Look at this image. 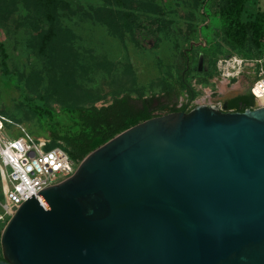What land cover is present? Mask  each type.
Masks as SVG:
<instances>
[{
	"label": "water",
	"instance_id": "water-1",
	"mask_svg": "<svg viewBox=\"0 0 264 264\" xmlns=\"http://www.w3.org/2000/svg\"><path fill=\"white\" fill-rule=\"evenodd\" d=\"M0 264H264V106L141 121L30 196Z\"/></svg>",
	"mask_w": 264,
	"mask_h": 264
},
{
	"label": "rangeland",
	"instance_id": "rangeland-1",
	"mask_svg": "<svg viewBox=\"0 0 264 264\" xmlns=\"http://www.w3.org/2000/svg\"><path fill=\"white\" fill-rule=\"evenodd\" d=\"M64 1L69 7L61 5L59 23L70 38L63 43L67 51L64 48L60 57L61 49L55 51L56 56L49 48L45 54L38 52L37 34L48 29L49 23L32 5L23 0H0V42L14 72L6 80L0 64V114L33 135L47 130L23 105H32L24 94L33 101L44 100L55 113L63 103L102 106L126 93L154 96V106H179L185 97H176L177 90L183 91L176 78L183 75L188 88L194 81L209 88L214 76L208 74L214 75L215 60L237 54L219 19L225 0H156L161 10L136 20L134 40L129 33L123 39L111 35L89 17V7L103 6L105 0ZM257 11H264V0H247L242 18L248 21ZM247 43L251 45L250 38ZM251 51L254 57H264V45L259 50L251 47ZM15 72L26 82L24 94ZM231 83H217L220 99L244 89L246 79ZM192 91L194 101H200L203 90ZM134 103L137 108L142 106L140 100ZM16 116L23 120H14ZM2 134L17 136L19 130L6 124ZM2 185L0 179V189Z\"/></svg>",
	"mask_w": 264,
	"mask_h": 264
},
{
	"label": "trees",
	"instance_id": "trees-1",
	"mask_svg": "<svg viewBox=\"0 0 264 264\" xmlns=\"http://www.w3.org/2000/svg\"><path fill=\"white\" fill-rule=\"evenodd\" d=\"M27 5L34 7V11L43 17L49 23L48 29L37 34V49L41 54H45L48 48L54 51L58 49L60 53L57 56H63L67 51L66 45L70 38V33L67 29H63L59 23V9L61 5L69 7V4L64 0H23ZM247 0H225V6L220 11V21L225 27L226 36L229 44L234 49L235 53L252 58L254 54L251 47L259 50L264 45V11H257L251 16V19L245 21L242 16L244 6ZM115 6V7H114ZM89 17L95 22L104 26L108 33L120 39H123L125 33H129L134 40L137 19L141 15H149L161 10L156 0H105L103 6H90ZM87 13V12H86ZM250 38L251 45L247 43ZM64 48L66 49L64 51ZM8 54L2 42H0V64L2 67L1 75L6 80L11 79V72L7 64ZM216 62V60H215ZM215 62L213 65V73L209 76L216 75ZM16 73V72H15ZM18 80L21 76L16 73ZM175 82L179 83L183 89L187 87L183 75L176 78ZM23 94L26 87V82L22 81ZM174 85V84H173ZM192 97L194 92L189 89ZM32 105H25L32 114L37 117L41 125H45L46 132H42L36 137H46L50 140L49 146H59L65 150L70 158L80 162L88 153L102 145L116 134L123 130L154 116L173 111H189V102L181 106H160L153 105L156 98L151 96L146 98L142 95L132 96L129 93L113 98L108 105L96 106L80 105L74 103H63L59 109V113H55L53 109L44 101L26 97ZM142 101V106L137 108L135 101ZM40 102V104H37ZM253 107V98L251 96H240L232 99L229 104V109L243 111L246 108ZM164 110L161 113H156V110ZM192 109V108H191ZM17 118V119H16ZM13 119H22L20 116ZM32 134V133H30ZM33 135V134H32ZM2 226V225H0ZM1 257V249H0Z\"/></svg>",
	"mask_w": 264,
	"mask_h": 264
},
{
	"label": "built area",
	"instance_id": "built-area-1",
	"mask_svg": "<svg viewBox=\"0 0 264 264\" xmlns=\"http://www.w3.org/2000/svg\"><path fill=\"white\" fill-rule=\"evenodd\" d=\"M215 69L212 86L203 89L200 101L190 100L189 109L200 104L222 107L215 82L232 84L240 78L250 82L253 107L264 106V57L228 54L216 59ZM6 124H14L19 134H2ZM49 143L46 137H36L0 114V179L3 182L0 189V225L5 224L15 208L30 196L68 178L76 170L79 162L72 160L61 147H50Z\"/></svg>",
	"mask_w": 264,
	"mask_h": 264
},
{
	"label": "flooded vegetation",
	"instance_id": "flooded-vegetation-1",
	"mask_svg": "<svg viewBox=\"0 0 264 264\" xmlns=\"http://www.w3.org/2000/svg\"><path fill=\"white\" fill-rule=\"evenodd\" d=\"M251 96L250 95V82L246 81L245 83V88L244 89H240L238 90L236 93H234V95H232L231 97H222V99L219 100V102L221 103V105L227 110V111H236L234 109H229L228 108V104L232 99L238 98L240 96Z\"/></svg>",
	"mask_w": 264,
	"mask_h": 264
},
{
	"label": "crops",
	"instance_id": "crops-1",
	"mask_svg": "<svg viewBox=\"0 0 264 264\" xmlns=\"http://www.w3.org/2000/svg\"><path fill=\"white\" fill-rule=\"evenodd\" d=\"M217 83H218V81L215 82V86H217ZM202 86L196 84V82L194 81L193 83L190 84L189 88H188V85H187V87L185 89H183V91H181L180 89L177 90V92H175L176 97H178L179 95L181 96V94L184 95V97H185L184 101L180 105H182V104H184L186 102H189V99L192 97V94L189 92V89L196 90V91H199V92H201V90H203V89H207V87H202ZM210 86H212V84ZM176 100H177V98H176ZM176 106H178V105H176Z\"/></svg>",
	"mask_w": 264,
	"mask_h": 264
}]
</instances>
